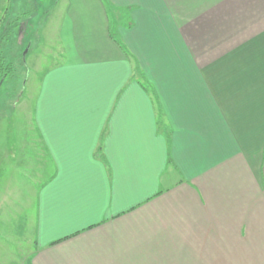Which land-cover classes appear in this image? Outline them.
I'll return each mask as SVG.
<instances>
[{
	"label": "crops",
	"instance_id": "0c3cea01",
	"mask_svg": "<svg viewBox=\"0 0 264 264\" xmlns=\"http://www.w3.org/2000/svg\"><path fill=\"white\" fill-rule=\"evenodd\" d=\"M63 3L28 264H264V0Z\"/></svg>",
	"mask_w": 264,
	"mask_h": 264
},
{
	"label": "rangeland",
	"instance_id": "374dc122",
	"mask_svg": "<svg viewBox=\"0 0 264 264\" xmlns=\"http://www.w3.org/2000/svg\"><path fill=\"white\" fill-rule=\"evenodd\" d=\"M40 9L36 24L27 19L28 7L22 0L9 5L5 13L0 10V51L4 63L13 67L12 75L0 76V264H28L35 220L31 206L39 186L53 173L32 112L40 79L61 62L58 25L64 3L59 0L57 7L43 3ZM26 19L30 25L19 23L16 33L17 22Z\"/></svg>",
	"mask_w": 264,
	"mask_h": 264
},
{
	"label": "trees",
	"instance_id": "16d2710c",
	"mask_svg": "<svg viewBox=\"0 0 264 264\" xmlns=\"http://www.w3.org/2000/svg\"><path fill=\"white\" fill-rule=\"evenodd\" d=\"M2 9L3 8H0V10L2 11ZM7 10V9H6ZM6 10L4 11V13L6 12ZM3 13V12H2ZM27 20V19H26ZM3 22V16H2V14L0 15V24ZM17 22V21H16ZM21 22H23L22 23V25L25 27V25H26V23L24 22V21H20V22H17V26H15V30H16V33H17V31H19V26H20V24H21ZM20 23V24H19ZM11 23H9V25H10ZM29 24V23H28ZM11 32V31H10ZM9 33V32H8ZM8 36L9 37H11V33H9L8 34ZM0 37H2V36H0ZM16 37V36H15ZM13 42L14 43H16V38H14L13 39ZM12 45H14V44H12ZM11 45V46H12ZM8 49V48H7ZM13 71V67H12V65L10 64V63H7V64H5L4 63V56L2 55V53H1V51H0V76L1 77H3V76H5V74L6 73H9V74H11L12 75V72Z\"/></svg>",
	"mask_w": 264,
	"mask_h": 264
}]
</instances>
